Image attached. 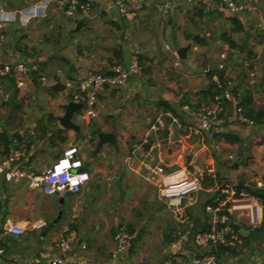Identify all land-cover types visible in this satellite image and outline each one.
Instances as JSON below:
<instances>
[{
    "label": "crops",
    "instance_id": "0c3cea01",
    "mask_svg": "<svg viewBox=\"0 0 264 264\" xmlns=\"http://www.w3.org/2000/svg\"><path fill=\"white\" fill-rule=\"evenodd\" d=\"M36 1L0 0V12L9 15ZM90 1L93 13L88 17L80 13L67 17L66 0H53L43 17L32 18L24 26L17 15L12 22H0V64H37L46 77L41 82L37 74L12 72L0 78V160L14 156L24 174L19 181L0 177V264H47L58 254L55 244L65 234L72 237L67 253L72 264H105L119 227L131 229L132 242L116 264H172L173 250L188 257L214 253L210 245H197L194 238L199 230L211 227L206 205L230 198L218 191L219 183L235 191L239 187L264 194V29L258 28L264 26V0H236L251 8L242 15L230 14L210 0H174V11L166 17L144 6L132 20L118 12L119 0ZM120 1L134 9L143 0ZM234 18L243 31H233ZM245 32L249 34L246 46ZM223 34L232 37L236 48L221 39ZM187 45L190 49L181 65L176 51ZM222 53L235 95L224 106L222 125L201 132L198 115L211 102L207 90L216 79L204 70L217 69ZM133 59L138 61V73L125 86L98 96L90 124L80 122L79 110L72 116L80 127L78 133L59 124L71 92L64 88L65 80L104 72L116 63L127 65ZM242 100L247 101L244 111L252 115L262 111L260 122L248 126L230 119ZM97 131L114 132L118 150L104 144L94 156ZM73 144L90 175L81 190L60 196L30 187L25 176L50 168ZM174 166H184L193 174L213 168L218 180L202 190L206 198L198 212L201 220L190 219L187 207V220L182 222L165 207L175 224L147 234L141 220L146 207L163 204L149 181L151 169L157 168L163 177L175 171H169ZM113 180L115 187L120 180L123 190L135 188L126 196L140 191L138 198L122 206V219L113 218ZM95 189H105L97 203ZM132 210L138 213L134 221ZM232 222L245 230L242 234L233 230L236 240L221 245L214 253L217 259L223 264H264L263 220L252 227L244 212L234 211ZM7 226L21 228L23 234L6 233Z\"/></svg>",
    "mask_w": 264,
    "mask_h": 264
},
{
    "label": "built area",
    "instance_id": "2783aa9c",
    "mask_svg": "<svg viewBox=\"0 0 264 264\" xmlns=\"http://www.w3.org/2000/svg\"><path fill=\"white\" fill-rule=\"evenodd\" d=\"M174 0H159L151 2L149 0L138 1L135 3L134 9H129L125 3L120 0L116 2L118 12L134 19L136 10L141 7H153L166 17L174 11ZM215 2L219 7L225 8L230 14L242 15L251 10L244 2L238 3L236 0H210ZM53 0H37L32 5L21 10L13 12L9 15L0 12V22H12L15 15L19 17L21 24L26 25L30 19L43 17ZM80 13L84 17L90 16L93 13V7L90 0H66L64 15L71 17L74 14ZM258 28L264 29L263 24H258ZM2 36H0V52H1ZM197 46H193V50H197ZM221 62L217 66V70L224 68L223 61L226 59L224 53L220 54ZM210 66L204 72L208 73ZM139 71L137 59H133L127 65L112 64L106 71H91L84 77L77 80H65L64 88L69 89L70 98L74 103H82L83 107L78 112V118L83 124H90L96 116V102L98 96L106 91L114 88H119L126 85L130 76L136 75ZM20 75L37 74L41 82L46 80V77L41 73L40 67L37 64H26L23 62L4 63L0 64V78L7 76L10 73ZM215 86L220 90L214 101H211L203 107L198 115V130L201 132H210L219 127L223 123L222 113L227 102L233 100L232 89L233 83L231 80L220 82L215 79ZM20 81L18 86H22ZM0 93L1 89H0ZM7 98V97H6ZM187 109V107H183ZM230 119L238 124L248 126L254 125V122L245 116L243 108L235 106ZM218 147V144H216ZM227 158L232 160V156ZM15 157L9 156L0 160V177H5L9 180L19 181L23 176V172L16 166ZM130 165V163H129ZM132 171H136L130 167ZM151 181L157 191L158 197L165 204L168 211L174 214L177 219L182 222L187 220V207L193 202L195 194L204 189L203 181L206 177L215 178L214 169H209L206 172L193 174L184 166L175 171L165 174L163 177L158 176L157 168L151 169ZM30 187L40 188L46 195H63L66 192L77 193L89 181L90 175L85 171L83 161L81 160L78 147L73 144L65 149L60 157H58L50 168L39 173H30L25 176ZM221 184H227L221 182ZM230 195L225 201L214 205H206L205 214L211 221L209 229L199 230L195 234V243L197 245H210L215 249L218 245L233 244L236 237L230 223L234 211L244 212L245 216L252 227H256L263 220V206L259 200L250 193L240 191L236 192L229 187L221 189ZM185 201V203H184ZM216 225V226H214ZM218 225V227H217ZM6 233L19 236L23 234V230L16 226H7ZM114 247L108 261L105 264H116L118 260L127 253L132 242V234L126 231V228L119 227L115 230ZM72 237L70 234L63 235L55 244L58 249V254L50 257L47 264H72L68 256ZM169 262L172 264H223L219 261L213 252L204 253L188 257L180 255L173 250L169 256Z\"/></svg>",
    "mask_w": 264,
    "mask_h": 264
},
{
    "label": "rangeland",
    "instance_id": "374dc122",
    "mask_svg": "<svg viewBox=\"0 0 264 264\" xmlns=\"http://www.w3.org/2000/svg\"><path fill=\"white\" fill-rule=\"evenodd\" d=\"M0 122H2V120ZM112 183H113V187L115 188V190H113L114 195L112 196L113 218H115V215H116L119 218L121 217V219H122V215L124 213L123 210L121 209V208H123L122 206L127 205L128 203L132 202V200H134L136 197L138 198L140 191L138 189L137 191H134L131 195L126 196L122 201H120L117 187H115L116 186L115 180H113ZM122 188H125L124 184H123ZM103 190H105V189H103ZM103 190L96 191V189H95L93 191L97 195V198L94 201V203H97L98 198L101 195H103ZM202 194H203V192L201 190L198 193H196L195 194L196 196L192 202V205L188 206V216L190 219L191 218H198V220H195L196 222L201 220V219H199L200 217L198 216L199 215L198 212L200 211L201 204L198 203L197 198H198V196H201ZM184 203H185V201H184ZM118 208L121 210H119ZM196 213H197V215H196ZM143 214L144 215L142 216L141 220L143 223H145V225L143 227H144L145 233L147 232V234L152 235L154 233H159V230L166 231V229L168 228V226L171 223H172L171 225L175 224L173 222L170 214L165 209L164 203L161 205H159L157 203L149 204V206L146 207L145 213H143ZM131 215L133 217V221L136 219L134 216H136L138 218V213L134 210H132ZM163 218H164V220H163ZM119 222H121V221H119ZM119 224H124V223L121 222ZM125 225H127V224H125ZM131 227L133 228V226H131ZM126 231L128 233L132 234L130 228L126 227Z\"/></svg>",
    "mask_w": 264,
    "mask_h": 264
},
{
    "label": "water",
    "instance_id": "95a60500",
    "mask_svg": "<svg viewBox=\"0 0 264 264\" xmlns=\"http://www.w3.org/2000/svg\"><path fill=\"white\" fill-rule=\"evenodd\" d=\"M76 30H78V27L72 31V33H74ZM245 39H244V46H246L249 34L248 32L244 33ZM190 49V46L187 45L185 47H181L176 51V54L178 56V59L180 60V64L183 65L184 63V59L186 57V53L188 52V50ZM83 107L82 103H74L72 102L71 98H68V103L63 107L65 112L64 115L60 118H58V122L59 124L63 127V128H68L71 129L75 132H79L80 127L75 124L72 121V116L74 114L75 111L80 110ZM96 137H97V141H96V145H95V149L93 151V155L96 156L99 154V150L101 149L102 145L104 144H110L111 146H113L116 150H118V145H117V139H116V134L114 132H109V133H103V132H96ZM177 167L174 166L172 168L169 169V171L172 170H176ZM135 188H131L129 190H123L121 188V181L119 180L117 182V190L119 193V200L122 201L124 199V197L131 193ZM205 199L206 196L201 195L199 197V201L200 204H203L202 199ZM230 227L232 228V230H234L235 232H238L239 234H242V232L245 230L244 228H241L239 225L231 222Z\"/></svg>",
    "mask_w": 264,
    "mask_h": 264
},
{
    "label": "trees",
    "instance_id": "16d2710c",
    "mask_svg": "<svg viewBox=\"0 0 264 264\" xmlns=\"http://www.w3.org/2000/svg\"><path fill=\"white\" fill-rule=\"evenodd\" d=\"M233 25H234L233 31H237V32L243 31V27L241 26V24L238 21V19H235V18L233 19ZM221 39L223 41H225L230 48H236L237 45H236L235 41L232 39V37L230 35L223 34L221 36ZM196 42H199L201 45H207L206 41L203 40V39L196 38ZM206 74L211 80H212V77H216L220 82L229 80V77L226 75L225 68H223L221 70H217L215 68H209V71ZM207 93H208L211 101H214L216 96L220 93V90L216 88L214 81H211V83H210V85L208 87ZM232 95H233V97L235 95V89L234 88L232 89ZM227 103H231V102H227ZM246 104H247V101L246 100H242L237 105L242 107L243 111H244V106H246ZM244 114H245L246 117H248L249 119H251L253 122H256V123L260 122L262 120V118H263L262 111H259L256 114L252 115L251 111H249V110L246 111L245 110ZM49 117L50 116H48V118ZM6 144H7V142H6ZM217 180L215 178L212 179L210 177H206L204 179V181H203V187L204 188L213 187L215 182H217ZM223 187H227V186H226V184H221V182H220L219 185H218V191L220 192V190ZM236 190H237L236 192H240V188L239 187H236ZM219 192L217 193V196H218ZM251 193H252L253 196H255L259 200V202L263 206V222H264V194L263 193H258V192H251ZM220 248H221V245H218L214 249V253H215V251L220 250Z\"/></svg>",
    "mask_w": 264,
    "mask_h": 264
}]
</instances>
